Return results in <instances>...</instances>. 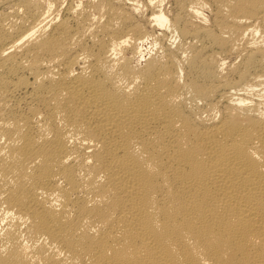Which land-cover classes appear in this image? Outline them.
Returning a JSON list of instances; mask_svg holds the SVG:
<instances>
[{"label": "bare ground", "instance_id": "obj_1", "mask_svg": "<svg viewBox=\"0 0 264 264\" xmlns=\"http://www.w3.org/2000/svg\"><path fill=\"white\" fill-rule=\"evenodd\" d=\"M57 1L0 0V264H264V0Z\"/></svg>", "mask_w": 264, "mask_h": 264}, {"label": "rangeland", "instance_id": "obj_2", "mask_svg": "<svg viewBox=\"0 0 264 264\" xmlns=\"http://www.w3.org/2000/svg\"><path fill=\"white\" fill-rule=\"evenodd\" d=\"M48 0H44V3H46ZM70 0H60V1H57V3H55V10H54V13H63L64 12V9L66 7V5L68 4ZM76 3L78 2V0H74ZM141 1V0H139ZM165 6H168L167 4ZM205 13L208 14V10H205ZM140 17L141 16H144L145 18L148 17V13L145 11L144 14H139ZM143 25H144V28L150 32V33H155V34H159L161 32L160 29H158V27L156 28H153V25L152 23H149L147 20L143 21ZM155 34H152L150 38H153ZM149 38V40L147 42H145V47H150L151 46V42H149L151 39ZM166 39H170V34L169 32H167V37ZM236 59V60H235ZM237 61L238 60V57H228L227 58V63L231 62V61Z\"/></svg>", "mask_w": 264, "mask_h": 264}]
</instances>
